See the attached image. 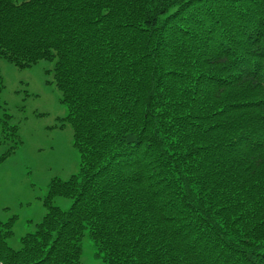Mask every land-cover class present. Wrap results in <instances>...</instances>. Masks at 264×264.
<instances>
[{
    "label": "trees",
    "instance_id": "trees-1",
    "mask_svg": "<svg viewBox=\"0 0 264 264\" xmlns=\"http://www.w3.org/2000/svg\"><path fill=\"white\" fill-rule=\"evenodd\" d=\"M0 58L54 61L79 153L0 264H82L85 229L106 264H264V0H0Z\"/></svg>",
    "mask_w": 264,
    "mask_h": 264
},
{
    "label": "rangeland",
    "instance_id": "rangeland-1",
    "mask_svg": "<svg viewBox=\"0 0 264 264\" xmlns=\"http://www.w3.org/2000/svg\"><path fill=\"white\" fill-rule=\"evenodd\" d=\"M53 65L54 61L39 60L18 68L0 58V157L13 147L0 160V221L15 216L13 234L7 241L14 249L45 214L43 201L50 181L66 180L79 169L72 128L60 120L67 108L53 82ZM8 126H17V137ZM71 203L65 197L53 199L62 210ZM80 245L82 264H106L88 229Z\"/></svg>",
    "mask_w": 264,
    "mask_h": 264
}]
</instances>
